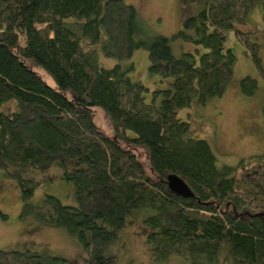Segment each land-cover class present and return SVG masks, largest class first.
I'll use <instances>...</instances> for the list:
<instances>
[{
	"label": "trees",
	"instance_id": "1",
	"mask_svg": "<svg viewBox=\"0 0 264 264\" xmlns=\"http://www.w3.org/2000/svg\"><path fill=\"white\" fill-rule=\"evenodd\" d=\"M192 1L196 13L164 35L125 0H0V168L21 185V218L64 228L84 252L0 249V264H119L113 248L141 211L156 262L222 264L225 251L226 263L264 264V154L219 167L198 134L207 120L179 116L225 94L236 62L224 47L230 31L264 78V28L252 30L258 42L240 27L264 0ZM138 48L162 87L133 80L134 64L98 59L100 49L124 60ZM258 87L240 80L246 96ZM54 166L74 185L75 204L50 193L32 200L39 184L24 173ZM169 174L193 195L171 190Z\"/></svg>",
	"mask_w": 264,
	"mask_h": 264
},
{
	"label": "rangeland",
	"instance_id": "2",
	"mask_svg": "<svg viewBox=\"0 0 264 264\" xmlns=\"http://www.w3.org/2000/svg\"><path fill=\"white\" fill-rule=\"evenodd\" d=\"M125 1L138 9L153 30L164 35H171L182 29L185 18L196 13L198 8L197 3L192 0ZM240 27L250 32L253 40L262 42L263 38L252 30L255 27L264 28L263 7L258 5L250 13L246 25ZM184 46L189 51L196 49L191 43H185ZM224 47L230 49L236 56L232 78L225 94L198 110L183 109L179 112V116L184 119H187L191 113L194 118L207 120L209 131L202 133L208 134H198L199 137L208 139L219 167L236 166L241 159L264 154V78L259 74L253 59L246 54L244 45L237 39L234 31L226 33ZM176 48L180 49V46L176 45ZM261 56L264 63V48ZM98 59L107 67L117 63L125 67L134 64L135 70L129 74L133 80L143 81L152 90L162 87L159 83L161 77L153 76L148 71L149 55L144 48L136 49L131 58L124 60L107 57L100 49ZM39 71L49 84L55 85V81L44 70L39 69ZM246 76L258 80V90L252 96H246L240 90V80ZM100 116L102 119L98 118L99 122L101 120L104 122L105 116L103 114ZM54 167L46 172L26 170L24 175L34 178L39 184L32 200L39 202L45 194L50 193L58 196L64 203L75 204L74 185L63 180L59 167ZM22 207L21 185L17 180L7 178L0 168V249L49 248L57 254L70 258L84 253L78 239L68 234L64 228L43 225L34 219L23 220ZM146 213L145 211L136 213L135 223L123 232L121 242L113 248V252L117 253L119 258V264H192L189 258L178 255L172 256L164 263L153 259L144 235L146 229L142 223ZM2 214H6V217L3 218ZM225 256V251H222V264H232L231 260L225 262Z\"/></svg>",
	"mask_w": 264,
	"mask_h": 264
},
{
	"label": "water",
	"instance_id": "3",
	"mask_svg": "<svg viewBox=\"0 0 264 264\" xmlns=\"http://www.w3.org/2000/svg\"><path fill=\"white\" fill-rule=\"evenodd\" d=\"M168 185L174 192L184 195L192 196L193 192L188 184L177 174H169L167 178Z\"/></svg>",
	"mask_w": 264,
	"mask_h": 264
}]
</instances>
